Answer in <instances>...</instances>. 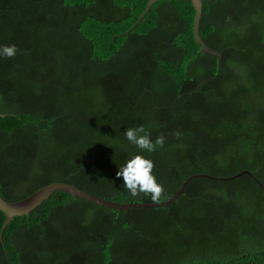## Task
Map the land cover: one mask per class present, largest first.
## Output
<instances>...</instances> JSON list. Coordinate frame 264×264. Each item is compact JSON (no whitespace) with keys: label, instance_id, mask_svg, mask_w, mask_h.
Here are the masks:
<instances>
[{"label":"trees","instance_id":"obj_1","mask_svg":"<svg viewBox=\"0 0 264 264\" xmlns=\"http://www.w3.org/2000/svg\"><path fill=\"white\" fill-rule=\"evenodd\" d=\"M0 0V197L62 182L120 202L154 162L166 199L191 174L264 187V0ZM143 126L163 148L125 136ZM179 131L177 139L173 134ZM163 199L161 201H164ZM4 219L0 211V226ZM0 264H264V189L194 177L169 205L114 209L55 190L0 231Z\"/></svg>","mask_w":264,"mask_h":264},{"label":"water","instance_id":"obj_2","mask_svg":"<svg viewBox=\"0 0 264 264\" xmlns=\"http://www.w3.org/2000/svg\"><path fill=\"white\" fill-rule=\"evenodd\" d=\"M157 0H147L145 7L143 10L140 12L138 17L135 19V21L132 23V25L126 29L124 32H122L119 36L126 34L128 31H130L139 21L140 19L144 16L146 11L149 9L150 5L154 3ZM191 6L194 10L193 12V19H192V35L194 38L195 43L199 45V51L200 52H209L213 55L216 56L217 59V64L216 68L218 70L219 64H220V54L213 50L212 48L206 46L197 30V24L200 16V7H201V0H190ZM240 174H247L249 175L257 184H259L263 189L264 187L260 184V182L254 178V176L250 173V171L243 169L238 171L237 173L220 178V177H215L210 174H205V173H196V174H191L188 177H186L180 184V186L174 191V193L166 200L160 201L159 203H148V202H127V203H120L104 198H100L94 195H91L89 193H86L77 187L67 184V183H62V182H52L45 184L38 189L34 190L24 198L17 200V201H6L0 197V211L3 213L4 219L2 221V224L0 226V231L3 229L6 223L10 221V219L13 216H19V215H25L28 213L29 210H31L33 207L38 205L42 200L46 199L53 191L58 190L62 191L65 193L70 194L71 196H78L81 198H84L86 200H89L93 203L109 207V208H114V209H129L133 207H145V208H152V207H160V206H166L169 205L172 201H174L183 191H184V186L186 182L194 177H206L210 179H215V180H220V179H230L234 178Z\"/></svg>","mask_w":264,"mask_h":264},{"label":"clouds","instance_id":"obj_3","mask_svg":"<svg viewBox=\"0 0 264 264\" xmlns=\"http://www.w3.org/2000/svg\"><path fill=\"white\" fill-rule=\"evenodd\" d=\"M15 45H5L0 47V57L7 59L14 58L17 54ZM177 139L180 138L179 131L173 134ZM126 139L135 145L140 151L154 152L157 148H163L165 137L163 134L158 136L155 141L151 139L150 133L146 132L141 125L136 128H128L125 131ZM155 164L152 160L141 155H135L126 162L124 167H120L117 177H122L124 188H126L132 197H138L141 194L150 196L154 203H159L166 199L164 187L159 184L154 175Z\"/></svg>","mask_w":264,"mask_h":264}]
</instances>
